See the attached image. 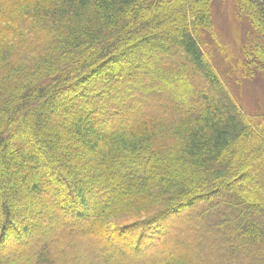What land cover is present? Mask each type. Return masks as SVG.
<instances>
[{"label":"trees","instance_id":"obj_1","mask_svg":"<svg viewBox=\"0 0 264 264\" xmlns=\"http://www.w3.org/2000/svg\"><path fill=\"white\" fill-rule=\"evenodd\" d=\"M214 2L0 0V264H264V0L237 56Z\"/></svg>","mask_w":264,"mask_h":264},{"label":"rangeland","instance_id":"obj_2","mask_svg":"<svg viewBox=\"0 0 264 264\" xmlns=\"http://www.w3.org/2000/svg\"><path fill=\"white\" fill-rule=\"evenodd\" d=\"M233 3V0H215L214 16L220 41L223 43L222 46H225L223 48L225 54L227 52L237 56L242 49L241 46L245 37L244 33L248 30V25L245 21L238 20ZM209 49L213 52L212 54L215 59L214 61H216V65L222 70L231 66V63L223 58L225 54H223L213 42H211ZM235 56L233 58H235ZM231 84L235 97L240 100L248 112L255 113L259 110H264V81L262 77L244 80L241 84L231 81ZM83 157H85V155H83ZM77 238L78 241L81 240L79 237ZM114 245L115 244H112V246Z\"/></svg>","mask_w":264,"mask_h":264}]
</instances>
